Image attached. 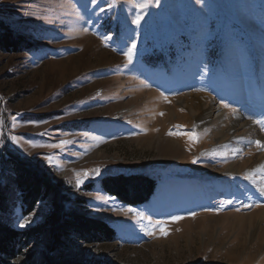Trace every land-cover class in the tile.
Instances as JSON below:
<instances>
[{
    "label": "rangeland",
    "instance_id": "obj_1",
    "mask_svg": "<svg viewBox=\"0 0 264 264\" xmlns=\"http://www.w3.org/2000/svg\"><path fill=\"white\" fill-rule=\"evenodd\" d=\"M1 22L19 41L0 42V182L11 157L32 162L62 184L66 213L116 232L63 238L51 196L25 213L11 187L3 218L29 234L3 259L264 264V0H0ZM188 104L215 105L231 136ZM119 173L158 189L121 202L102 185Z\"/></svg>",
    "mask_w": 264,
    "mask_h": 264
},
{
    "label": "trees",
    "instance_id": "obj_2",
    "mask_svg": "<svg viewBox=\"0 0 264 264\" xmlns=\"http://www.w3.org/2000/svg\"><path fill=\"white\" fill-rule=\"evenodd\" d=\"M11 28L1 22L0 42L6 47L17 46L19 39L10 30ZM10 172L8 180L0 182V264H10L6 258H11L16 247L21 245L19 241L28 233L14 227L3 216L10 211L9 189L14 187L22 196L24 212H31L35 204L44 195L51 196L54 200L52 212L49 214L47 226L56 231L63 238L69 233L81 234L88 231L99 236H116L113 226L101 219H91L79 214L75 210L65 212L62 196V184L52 182L48 173L32 162L21 159L17 156L10 158ZM102 185L106 192L116 196L121 202L130 205H140L146 203L157 191L159 182L149 175L124 174L109 175L102 180ZM67 215V216H66ZM37 232V231H36ZM48 254H42V264H92L90 262H75L65 255L51 258Z\"/></svg>",
    "mask_w": 264,
    "mask_h": 264
},
{
    "label": "bare ground",
    "instance_id": "obj_3",
    "mask_svg": "<svg viewBox=\"0 0 264 264\" xmlns=\"http://www.w3.org/2000/svg\"><path fill=\"white\" fill-rule=\"evenodd\" d=\"M152 98V97H150ZM151 100V99H149ZM148 100V101H149ZM188 106V108L191 106V105H186ZM192 107V111L195 112V115L197 116V119L200 121V124L204 127H206V129H208V127L210 128H216V131H214L213 133H216V136L219 138V139H224L227 140L229 136H231V133L228 130H225L222 129V126L225 124L226 120L224 119L225 116H224V112L222 111H218V108L213 105V104H202L201 106H191ZM219 112V113H218ZM215 113H217V115H215ZM194 114V113H193ZM211 119V120H209ZM250 123L246 122L244 124H239L238 122V125H237V128L239 127V125H249ZM240 128V127H239ZM236 129V128H235ZM230 133V134H229ZM258 160H261L262 163L260 162V164H263L264 165V155L261 154L259 155L258 157Z\"/></svg>",
    "mask_w": 264,
    "mask_h": 264
},
{
    "label": "snow or ice",
    "instance_id": "obj_4",
    "mask_svg": "<svg viewBox=\"0 0 264 264\" xmlns=\"http://www.w3.org/2000/svg\"><path fill=\"white\" fill-rule=\"evenodd\" d=\"M136 7H139V8H141V9H144V8H147V7H148V4H147V3H141V4L136 5ZM141 18H142V17L138 16V17L133 21V23H135V24H139ZM135 48H136V45L133 44V45H132V50H134ZM132 50H129V52L126 53V55L128 56L129 63L132 62V54H133V53H132ZM165 99H166V98H165ZM225 107H227V105H225ZM169 134L171 135V134H174V133H169ZM256 144H257L258 146H261V142H260V141H257ZM49 159H51V158H49ZM262 170H264V169H262ZM93 172H94L95 174H99V169H95V170H93ZM88 177H89V173H88V172H84V173L82 174V178H81V174H80V173H77V181H76L77 186L79 187L80 185H82V184L84 183V181H85L86 179H88ZM261 194L264 195V189H261ZM96 198H97V199H101V197H99V196H97ZM174 219H180V218H179V217H176V218H174ZM25 223H27V221H26ZM161 223H162V222H161ZM21 226L23 227L24 225H21ZM161 231L164 232L163 227H161ZM151 234H152V233H149V235H151ZM164 234L167 235L166 232H164Z\"/></svg>",
    "mask_w": 264,
    "mask_h": 264
}]
</instances>
